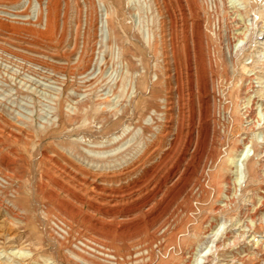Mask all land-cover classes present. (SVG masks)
<instances>
[{
    "label": "rangeland",
    "instance_id": "obj_1",
    "mask_svg": "<svg viewBox=\"0 0 264 264\" xmlns=\"http://www.w3.org/2000/svg\"><path fill=\"white\" fill-rule=\"evenodd\" d=\"M0 264H264V0H0Z\"/></svg>",
    "mask_w": 264,
    "mask_h": 264
},
{
    "label": "bare ground",
    "instance_id": "obj_2",
    "mask_svg": "<svg viewBox=\"0 0 264 264\" xmlns=\"http://www.w3.org/2000/svg\"><path fill=\"white\" fill-rule=\"evenodd\" d=\"M168 157H169V155L167 154V155L165 156V159H166V160L164 159V161L162 162L163 164H164L165 162H167V161H168V160H167V159H168ZM158 164H159V163H158ZM174 164H176V165L178 166V163H177V158H176V162H174ZM176 165H174V169L172 168V169H173V170H171V172H172V173H174V172H175V168L177 167ZM155 167H156V166H155ZM169 168H170V167H169ZM169 168H168V170H169ZM153 172H154V171H153Z\"/></svg>",
    "mask_w": 264,
    "mask_h": 264
}]
</instances>
